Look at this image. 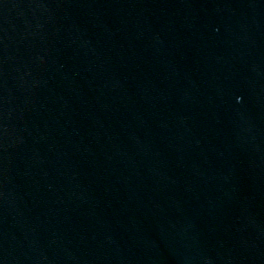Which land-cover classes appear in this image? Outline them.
I'll return each mask as SVG.
<instances>
[{"label": "water", "instance_id": "obj_1", "mask_svg": "<svg viewBox=\"0 0 264 264\" xmlns=\"http://www.w3.org/2000/svg\"><path fill=\"white\" fill-rule=\"evenodd\" d=\"M0 264H264V0H0Z\"/></svg>", "mask_w": 264, "mask_h": 264}]
</instances>
